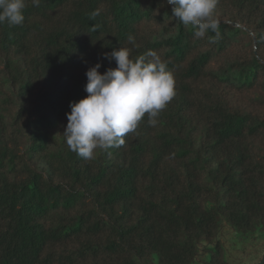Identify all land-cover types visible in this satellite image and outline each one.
Segmentation results:
<instances>
[{
  "label": "trees",
  "instance_id": "16d2710c",
  "mask_svg": "<svg viewBox=\"0 0 264 264\" xmlns=\"http://www.w3.org/2000/svg\"><path fill=\"white\" fill-rule=\"evenodd\" d=\"M26 2L0 24V264H264V0H217L203 38L167 0ZM120 46L175 95L85 160L66 113Z\"/></svg>",
  "mask_w": 264,
  "mask_h": 264
},
{
  "label": "clouds",
  "instance_id": "9594fccd",
  "mask_svg": "<svg viewBox=\"0 0 264 264\" xmlns=\"http://www.w3.org/2000/svg\"><path fill=\"white\" fill-rule=\"evenodd\" d=\"M41 0H31L39 7ZM172 16L183 25H191L194 36L203 38L209 31L218 35L214 17L217 0H167ZM26 0H0V24L21 25ZM210 42H215L209 37ZM127 42L135 46L129 35ZM116 67L99 71L97 62L85 72L87 95L70 102L63 137L69 150L85 160L94 158L97 149L107 150L125 143L124 137L138 127L147 114L148 123L155 126L157 117L175 95V79L167 63L153 50L133 58L129 47L114 48L104 53Z\"/></svg>",
  "mask_w": 264,
  "mask_h": 264
},
{
  "label": "water",
  "instance_id": "95a60500",
  "mask_svg": "<svg viewBox=\"0 0 264 264\" xmlns=\"http://www.w3.org/2000/svg\"><path fill=\"white\" fill-rule=\"evenodd\" d=\"M262 259H264V254H263V256H262ZM257 264H260V262H258Z\"/></svg>",
  "mask_w": 264,
  "mask_h": 264
}]
</instances>
